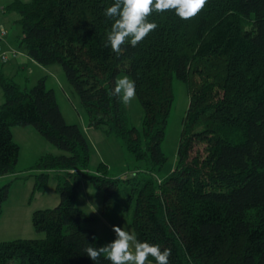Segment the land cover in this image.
<instances>
[{
    "label": "trees",
    "instance_id": "1",
    "mask_svg": "<svg viewBox=\"0 0 264 264\" xmlns=\"http://www.w3.org/2000/svg\"><path fill=\"white\" fill-rule=\"evenodd\" d=\"M113 2L11 0L6 10L20 16L26 55L60 65L87 126L118 138L147 176L114 178L102 162L89 171L87 140L65 121L45 79L27 88L0 73V177L14 173L18 160L12 127H32L66 153H46L29 168L33 193L44 192L49 172L56 173L58 205L31 215L44 238L0 242V264H97L84 253L102 246L83 227L94 217L76 206L83 180L102 191L103 213L117 207L121 184H130L132 229L141 242L170 249V264H264V0H208L189 21L153 13L157 29L134 48L122 46L119 56L106 46L113 21L104 12ZM120 73L135 82L141 131L128 125L125 106L111 94ZM173 78L185 84L189 105L175 167L160 179ZM9 187H0V214Z\"/></svg>",
    "mask_w": 264,
    "mask_h": 264
},
{
    "label": "rangeland",
    "instance_id": "2",
    "mask_svg": "<svg viewBox=\"0 0 264 264\" xmlns=\"http://www.w3.org/2000/svg\"><path fill=\"white\" fill-rule=\"evenodd\" d=\"M21 1L28 3L30 0ZM10 3L11 0H0V29L5 31L6 35L3 37L4 40L9 41L10 45L13 47L21 49L22 47L19 44V38L21 37L22 32L21 26L18 22L20 16L16 11L6 10V7ZM52 66L58 68L59 71L57 72L54 70L53 76L48 75L46 87L55 89L56 97L61 103L62 110L69 121H73L71 120L72 118H70L68 113L72 115L70 109L72 110V103H74V111L82 114L87 124L86 111L84 110L74 89L67 82L61 66L58 64H53ZM28 71L29 70L26 69L25 73L27 74L26 76H28L29 81H26L25 83L23 82L21 87H32L37 82V79L44 75V73H40L39 71L37 72L35 70H33L31 74H28ZM124 75L127 74L120 73L118 74L117 78H120ZM22 76L23 75L21 72H19L16 78H14V81L20 82L22 80ZM64 91L66 92L65 94ZM172 92L173 104L165 130V137L161 145L162 151L167 159L157 174V177L160 179L166 177L171 171H173L175 167L182 120L189 105V96L186 86L183 82L173 78ZM1 96L0 101L3 103V96ZM125 109L128 125L141 131L143 111L137 100V97L131 102L130 105L125 106ZM74 114L76 121L80 123V117H78L75 112ZM24 128L26 127L15 126L11 128L13 141L19 146L18 160L14 173L8 175L12 176V178L9 177V182H4L5 180L2 179L0 180V187L6 183L10 184L8 198L1 206L0 242L17 239H43L44 234L36 232L32 227L31 215L35 210L54 208L59 202V194L56 191V173L53 171L49 172L50 177L44 192L33 193L35 172L29 171V168L34 164L38 157H40H33L32 153L34 148L41 151L43 146H46L47 148L51 146V148L56 150L58 155H65L66 153L56 149L42 137H33L23 134L21 130H24ZM27 128L28 130H33L31 127ZM97 132H99L97 133L99 138L96 136L92 139L89 138L90 142H88L89 171L94 173L97 166L102 162L107 165L109 175L114 178H121V180L131 178V181L135 182L140 181L147 176L145 173V163L143 161H136L133 155L126 150L118 138L114 136H106L100 130H97ZM201 147L202 146H199L197 148ZM135 174L137 178L133 179L132 176ZM81 183L91 187V185L84 180ZM129 187L130 184L126 182L121 184V191L118 192L117 195L118 205L114 210H111L107 213L102 212V201L100 203V200L103 197L102 191L95 189L96 192H99L100 194L99 202H95V205H97L94 209V211L97 210L94 212L96 218L94 222L85 224L83 227H94L103 245L115 239L116 234L113 231V225L124 227L126 230L133 231L130 222V215L132 213L134 204L132 203L128 205L127 193L125 192L129 189ZM78 192L77 205L79 207H84L82 206L84 188L79 186ZM105 222H109V226H105L107 225L104 224Z\"/></svg>",
    "mask_w": 264,
    "mask_h": 264
},
{
    "label": "clouds",
    "instance_id": "3",
    "mask_svg": "<svg viewBox=\"0 0 264 264\" xmlns=\"http://www.w3.org/2000/svg\"><path fill=\"white\" fill-rule=\"evenodd\" d=\"M208 0H114L106 7L104 15L111 19V29L106 36V46L118 56L125 44L134 48L158 27L149 17L153 13L173 11L183 21L198 16L207 6ZM112 95L119 97L123 105H130L136 98L135 82L124 75L117 78ZM115 239L105 245L84 248L85 255L93 262L104 257L110 264H170V249H161L158 244L141 242L134 231L113 225ZM97 237H93L96 240Z\"/></svg>",
    "mask_w": 264,
    "mask_h": 264
},
{
    "label": "crops",
    "instance_id": "4",
    "mask_svg": "<svg viewBox=\"0 0 264 264\" xmlns=\"http://www.w3.org/2000/svg\"><path fill=\"white\" fill-rule=\"evenodd\" d=\"M0 41H1L0 42V51L5 52L7 54V56L9 57V59L6 62H1L0 61V73L4 77L10 78V79H12L14 81V78H16V76L19 74V72H21V74L23 75L22 76V80L20 82H15L14 81L18 85L21 86V84H23V82L25 83L26 81H29L28 76H26L27 74L25 73L26 69L29 70L28 71V74H31L33 72V70H35L37 72L39 71L40 73H44V75H42V77H39L38 76L39 77L38 79L44 78L45 79V84H46V81L48 79V75L53 76L54 75V73H53L54 70H56L57 72L59 71L58 68H55L52 65L42 66V65L36 63L35 61H33L32 59H30L26 55L23 46L20 45L22 48L21 49H17L15 47H13L12 45H10L9 41L4 40L3 37L0 38ZM49 89H52L53 90L54 95H55V98H56V101L58 103V107H59V109H60V111H61V113H62L65 121L67 123H70V124H76L80 128V130L82 131L84 137L87 140V143L90 142L89 141L90 140L89 138L92 139V138H95V136L99 138V135L97 134L99 132H97V130H95V129L89 128L87 126V124H86V121L84 120L85 118L83 117V115L80 114V113H77L76 111H74V109H75V107H74L75 105L73 106L74 103H72V110L70 109L72 115H70L68 113V115L70 116V118H72L71 120H73V121H69L67 119L64 111L62 110L61 103L58 101V99L56 97L55 89L54 88H49ZM65 93L66 92L64 91V94ZM1 95L3 96L2 90L0 89V96ZM3 101H4V99H3ZM1 104H2V101H0V105ZM74 112L77 114L78 117H80V120H81L80 123H78L76 121V117H75ZM73 118H75V119H73ZM71 122H73V123H71ZM21 132L23 134L30 135V136H33V137H35V136L36 137H41L34 129L33 130H28L27 127L24 128V130H21ZM12 136H13V134H12ZM46 152H49V154L58 155L57 152H56V150H54L53 148H51V146H49V148H47L46 146H43V149L41 151H39L36 148H34L32 155H33V157L37 158L38 156H42V155L46 154ZM9 177L12 178V176L5 175V176L0 177V180L2 179V180H5L4 182H9L8 181ZM49 177H50V175H49ZM79 186H81L82 188H84V198H82L83 199L82 200V204H83L82 206H84V207H79L77 205V203H78V200L77 199H78L79 192L77 193L76 206L79 209H81L82 211L86 212L87 214L93 216L94 217V221H95L96 215H95L94 212L97 211V210L94 211L95 207L97 206V205H95V202L96 203L99 202V196H100V194H99V192H96L95 188L92 187V186H91L92 187L91 188L90 186H86V184H82V183H80ZM94 200H96V201H94ZM101 201H102V199L100 200V203H101ZM104 224H107L105 226H109V222H105ZM87 228L92 229L97 234V232L95 231L94 227L89 226Z\"/></svg>",
    "mask_w": 264,
    "mask_h": 264
},
{
    "label": "built area",
    "instance_id": "5",
    "mask_svg": "<svg viewBox=\"0 0 264 264\" xmlns=\"http://www.w3.org/2000/svg\"><path fill=\"white\" fill-rule=\"evenodd\" d=\"M5 31L3 29H0V38L4 37ZM9 59V57L7 56V54L5 52L0 51V61L1 62H6Z\"/></svg>",
    "mask_w": 264,
    "mask_h": 264
}]
</instances>
